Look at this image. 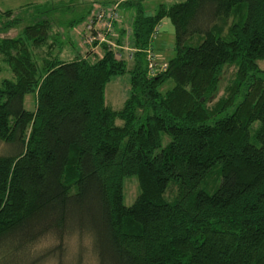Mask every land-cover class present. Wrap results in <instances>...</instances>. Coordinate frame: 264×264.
I'll return each instance as SVG.
<instances>
[{
  "label": "trees",
  "instance_id": "trees-1",
  "mask_svg": "<svg viewBox=\"0 0 264 264\" xmlns=\"http://www.w3.org/2000/svg\"><path fill=\"white\" fill-rule=\"evenodd\" d=\"M121 4L135 7L130 47L118 15L114 46L70 58L51 6L0 9V33L27 21L0 34L12 72L0 79V145L14 149L0 153V261L62 264L76 236L77 264L83 237L95 264H264V0ZM164 16L173 54L150 74L144 49ZM124 71L112 108L104 85ZM125 175L138 183L130 204Z\"/></svg>",
  "mask_w": 264,
  "mask_h": 264
},
{
  "label": "rangeland",
  "instance_id": "rangeland-1",
  "mask_svg": "<svg viewBox=\"0 0 264 264\" xmlns=\"http://www.w3.org/2000/svg\"><path fill=\"white\" fill-rule=\"evenodd\" d=\"M122 0H0V9L10 8L16 13L23 9L27 3H43L46 6H51L48 15L51 21V31H57V41H60L59 56L61 58H70L73 54L82 53L87 48L82 43L81 33L84 31L85 23L87 22L93 8L101 6L105 3L120 2ZM178 0H140L142 10L144 13H151L158 3L168 4ZM20 9V10H19ZM119 15L118 29L123 30L124 49L125 51L130 47V27L135 12L134 5L121 4L116 8ZM21 12V11H20ZM70 20L72 21L69 23ZM27 21L19 22L18 24L1 31L4 36H16L20 33L22 26ZM156 31L151 39V46L153 52L156 54L158 61H165L173 54V26L169 18L164 16L156 25ZM56 44V43H55ZM108 46V44H105ZM97 54L100 53L99 48L96 49ZM258 66L264 70V59L257 60ZM3 77L12 78V72L7 64L2 61L0 56V79ZM172 84L171 79H167L160 85V89L164 90ZM128 72L112 74L105 82L103 89V98L105 103L109 104L112 108H117L121 105L124 98L128 93ZM23 106L27 109H32L34 106L33 92H26L23 95ZM116 122L120 120L116 119ZM258 124L254 121L251 125L252 129ZM165 139V140H164ZM163 141H166V137ZM0 153H11L13 147L7 144L1 146ZM138 192V183L135 175H125L122 178V202L130 204ZM77 242L78 237H70L66 239V253L62 258V264H77ZM47 239L38 241L32 249L37 250L44 246L49 245ZM81 255L79 256V264H95L94 256L90 251L87 239L83 237L80 240ZM4 264L2 261H0ZM54 259L44 260L38 264H53Z\"/></svg>",
  "mask_w": 264,
  "mask_h": 264
},
{
  "label": "built area",
  "instance_id": "built-area-1",
  "mask_svg": "<svg viewBox=\"0 0 264 264\" xmlns=\"http://www.w3.org/2000/svg\"><path fill=\"white\" fill-rule=\"evenodd\" d=\"M117 6L118 2H113L93 8L85 23L84 31L81 33L82 43L87 48L96 51L101 43L108 44V46L115 45L113 40L115 36L113 22L118 19ZM155 31L156 27L153 34ZM144 51L148 73L153 74L164 67V62L156 59L157 56L150 46L146 47Z\"/></svg>",
  "mask_w": 264,
  "mask_h": 264
},
{
  "label": "crops",
  "instance_id": "crops-1",
  "mask_svg": "<svg viewBox=\"0 0 264 264\" xmlns=\"http://www.w3.org/2000/svg\"><path fill=\"white\" fill-rule=\"evenodd\" d=\"M119 5H120V4H119ZM119 5H118V6H119Z\"/></svg>",
  "mask_w": 264,
  "mask_h": 264
}]
</instances>
